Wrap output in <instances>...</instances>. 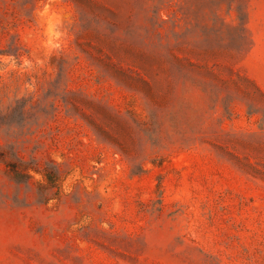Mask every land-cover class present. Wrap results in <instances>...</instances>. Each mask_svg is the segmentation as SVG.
Returning <instances> with one entry per match:
<instances>
[{"label": "rangeland", "instance_id": "obj_1", "mask_svg": "<svg viewBox=\"0 0 264 264\" xmlns=\"http://www.w3.org/2000/svg\"><path fill=\"white\" fill-rule=\"evenodd\" d=\"M0 264H264V0H0Z\"/></svg>", "mask_w": 264, "mask_h": 264}, {"label": "trees", "instance_id": "obj_2", "mask_svg": "<svg viewBox=\"0 0 264 264\" xmlns=\"http://www.w3.org/2000/svg\"><path fill=\"white\" fill-rule=\"evenodd\" d=\"M2 55H6V56L13 55L17 58H20V56H21L18 52L13 53V51H11V50L10 51H7V50L2 51ZM20 176H22V175H20ZM25 176L28 177L29 175L26 174ZM24 178L26 179V177H24ZM19 180H21V179H19Z\"/></svg>", "mask_w": 264, "mask_h": 264}]
</instances>
